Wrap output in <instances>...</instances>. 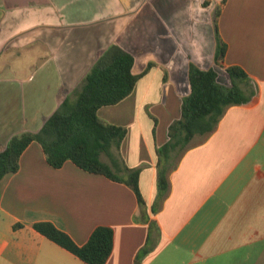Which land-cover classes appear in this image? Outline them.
<instances>
[{
  "label": "crops",
  "instance_id": "0c3cea01",
  "mask_svg": "<svg viewBox=\"0 0 264 264\" xmlns=\"http://www.w3.org/2000/svg\"><path fill=\"white\" fill-rule=\"evenodd\" d=\"M112 44L133 56L138 77L126 98L97 111L126 131L115 161L100 157L122 180L71 161L54 168L32 141L0 180V264H86L36 232L38 222L77 246L112 229L105 264H264V0H0V150L38 132ZM191 65L223 85L225 69L240 67L249 101L188 144L159 199L158 152L181 118ZM122 165L138 171L142 204Z\"/></svg>",
  "mask_w": 264,
  "mask_h": 264
},
{
  "label": "trees",
  "instance_id": "16d2710c",
  "mask_svg": "<svg viewBox=\"0 0 264 264\" xmlns=\"http://www.w3.org/2000/svg\"><path fill=\"white\" fill-rule=\"evenodd\" d=\"M207 4L204 2L205 6ZM218 15L219 11L216 10L215 63L221 66L225 44L218 35ZM133 62V56L116 44L98 54L95 64L74 93L64 97L58 109L44 120L38 132L15 135L0 150V180L5 175L18 171L22 152L32 141H36L42 146L47 163L54 168H60L66 161H71L86 172L121 181L120 170L115 173L100 157L104 154L115 161L126 131L100 120L97 111L101 107L117 104L132 92L138 79L131 72ZM225 72L228 76L227 85L218 82L217 73L213 69L203 71L194 65L190 66V93L182 101L181 118L170 127L171 142L158 152L159 199L168 191V172L177 165L181 154L193 138L198 136L202 141L205 140L215 130L228 107L249 101L243 88L247 85L246 73L238 66L227 67ZM172 150H177V154L168 166V152ZM122 166L123 172L128 174L125 183L133 189L138 202L142 204L138 189V171ZM33 228L86 264H105L112 251L113 231L105 226L95 228L82 246L74 244L67 234L49 222L35 223Z\"/></svg>",
  "mask_w": 264,
  "mask_h": 264
},
{
  "label": "rangeland",
  "instance_id": "374dc122",
  "mask_svg": "<svg viewBox=\"0 0 264 264\" xmlns=\"http://www.w3.org/2000/svg\"><path fill=\"white\" fill-rule=\"evenodd\" d=\"M200 140V138H198V136L195 138V139H193L192 141H191V143L189 144V145H193V144H195L196 142H198Z\"/></svg>",
  "mask_w": 264,
  "mask_h": 264
}]
</instances>
